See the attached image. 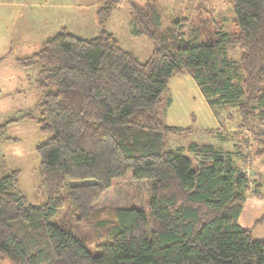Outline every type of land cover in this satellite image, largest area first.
Instances as JSON below:
<instances>
[{"label": "trees", "instance_id": "16d2710c", "mask_svg": "<svg viewBox=\"0 0 264 264\" xmlns=\"http://www.w3.org/2000/svg\"><path fill=\"white\" fill-rule=\"evenodd\" d=\"M231 6L237 30L216 32L208 43L194 37L196 27L184 32L185 18L167 26L160 8L134 7V32L155 44L143 62L105 29L88 40L62 29L16 60L35 71L39 99L36 113L5 125L34 120L47 137L35 146L46 202L26 200L19 170L0 174V261L264 264V241L238 223L248 197L264 199V173L246 177L239 145L228 151L191 141L168 150L169 137L190 128L167 125L161 116L171 104L170 80L186 73L218 120L228 111L225 121L238 118L253 132V156L264 165V0ZM113 8L110 0L98 8L101 25ZM232 48L241 52L237 61L229 58ZM127 173L150 183L148 201L93 220L95 203ZM66 204L74 220L63 229L51 220ZM262 222L264 215L254 225Z\"/></svg>", "mask_w": 264, "mask_h": 264}, {"label": "rangeland", "instance_id": "374dc122", "mask_svg": "<svg viewBox=\"0 0 264 264\" xmlns=\"http://www.w3.org/2000/svg\"><path fill=\"white\" fill-rule=\"evenodd\" d=\"M10 1L21 3L24 15L22 20L28 18L29 23L42 21L50 34L64 28L68 33L88 40L105 29L113 35L122 50L133 52L142 62L148 58L155 44L145 35L134 32V28L137 27L133 22L134 7L139 9L152 4L160 8L162 23L167 26L181 18L187 19L188 22L187 24L184 22L183 30L188 32L193 27L200 29L194 32L198 42L208 43L216 32L228 33L237 30L231 0H110L114 8L102 25L97 19L96 12L105 0H0V21L2 22H6L9 18V13H4V10L6 3ZM176 26L178 25H174ZM17 28L18 26L13 29L11 40L17 38L14 36ZM40 31L39 28L38 32ZM184 34V38L187 39L188 33ZM27 36L30 38L31 34ZM36 36L37 34L35 38ZM5 39L7 37H4ZM2 40L0 36V42ZM38 48L39 45H30L21 54H28L29 51ZM1 50L0 44V125L3 126H0V174L9 170H19L20 192L30 204L38 206L46 202V196L40 182L39 157L35 146L47 137L41 134L34 120L24 119L5 125L6 120L33 111L39 96L34 84L32 85L35 73L25 71L13 61L17 56L14 45L10 46L9 53L4 56L1 55L3 52ZM240 55L238 48L229 50L231 60L237 61ZM26 73L29 75V81H27ZM164 95L163 98L166 97ZM168 96L171 104L166 108L165 113L161 114L164 122L170 126L190 128L182 136L169 137L166 141L168 150L187 146L191 141L228 151L234 150L235 145H239L245 157L243 167L245 171H250V178L255 179L256 171L264 173V165H261L260 160L253 156L255 149L253 132L238 126V118L233 117L231 121H225L228 111L223 112L222 122L217 119L218 125L216 127L212 125V114L190 76L186 73L174 76L169 82ZM33 112L36 113V111ZM149 190V182H134L130 173L121 179L113 180L111 186L103 192L93 206L92 219L108 218L116 208L144 206L148 201ZM62 196L66 197V190H63ZM252 215L248 227L255 240L264 241V222L254 225L255 220L264 215V208L254 210ZM73 220V209L66 204L51 222L66 229ZM88 250L92 256L99 255V250L94 247H88ZM0 264L9 263L2 260Z\"/></svg>", "mask_w": 264, "mask_h": 264}, {"label": "crops", "instance_id": "0c3cea01", "mask_svg": "<svg viewBox=\"0 0 264 264\" xmlns=\"http://www.w3.org/2000/svg\"><path fill=\"white\" fill-rule=\"evenodd\" d=\"M5 6H6V8L4 10V13L8 12L9 18H7V16H6V18H7L6 22L0 21V36L3 39L0 42L1 47H2L1 51H3V52H1L2 53L1 55L4 56V55L8 54L9 50H10V46L14 45L17 49L16 50L17 56L13 60L15 62L17 59H24L26 57H29L30 55H32L36 51H38L42 47V45L46 39H48L49 37H51L52 35H54L58 32L57 31L54 34L48 33V29L44 26V22H42V21H40V22L35 21L33 23H29L28 21H30V20L28 18H25L22 20L24 15H23V10L21 9L22 8L21 3H19V2L14 3V2L10 1V2H7ZM17 26H18V28L14 33V36L17 38H15L14 40H11V35L13 33L12 31ZM39 28L41 29L40 32H38ZM62 29H64V28H62ZM27 34L28 35L31 34V36H29L30 38H28ZM35 34H37L36 38H35ZM4 37H7V39L4 40ZM14 41H16V42L13 43ZM30 45H39V48L37 50L29 51L28 54H21V53L25 52L24 49ZM24 70L25 71H28V70L33 71L31 69H24ZM33 72L35 73V71H33ZM28 77H29V75L26 73L27 81H29ZM34 79H35V74L33 76V81H34ZM33 81H32V85L34 84ZM202 97H203V95H202ZM38 99H39V96H38ZM37 100H36V102H37ZM209 112L212 114V119H211L212 125H214L216 127L218 125V122H217L218 120L213 115L210 108H209ZM263 208H264V199H256L253 197L248 198L245 201V204L241 210V213H240L239 218H238V223L244 228H249L248 226L251 223L250 221L252 219V216H253L252 214H253L254 210L255 211H257L258 209L262 210Z\"/></svg>", "mask_w": 264, "mask_h": 264}, {"label": "built area", "instance_id": "2783aa9c", "mask_svg": "<svg viewBox=\"0 0 264 264\" xmlns=\"http://www.w3.org/2000/svg\"><path fill=\"white\" fill-rule=\"evenodd\" d=\"M250 174H251L250 171H248V170L245 171V175H246V177H247L248 179H250Z\"/></svg>", "mask_w": 264, "mask_h": 264}]
</instances>
